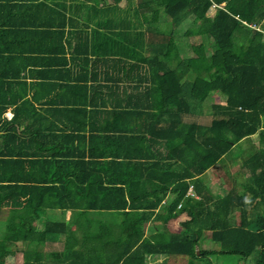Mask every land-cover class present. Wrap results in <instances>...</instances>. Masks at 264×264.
<instances>
[{"label": "trees", "instance_id": "16d2710c", "mask_svg": "<svg viewBox=\"0 0 264 264\" xmlns=\"http://www.w3.org/2000/svg\"><path fill=\"white\" fill-rule=\"evenodd\" d=\"M120 1L79 0V3L83 7L102 4L111 9H123L127 17L138 15L141 22L135 28L128 18L122 29L127 30L128 35L136 34V38L140 35L142 42L143 37L149 35V49L142 57L147 58L153 68L151 76L157 84L153 93L159 106L158 110L151 111L154 118L143 123L145 127L150 124L154 128V135L150 138L160 139L165 162L161 164L158 162L162 161L160 158L142 151L147 159L157 161L158 169H152L145 180L151 186H141L139 181L115 187L121 194L130 193L131 204L124 211L127 216L120 218V222L116 217L113 222L110 219L105 221L106 229L101 235L108 244L127 243L128 247L118 256H104L99 245L75 248L76 234L65 232V222L42 218L44 230L37 229V217L29 216L28 212L33 210L27 209L33 205L38 192L37 185L32 183L46 182L48 178L45 179L43 172L42 178L37 177L41 171L34 168L24 169L22 174L18 169L15 178L12 172L6 174V169H1L0 264L12 263L7 259L11 251L23 254L22 262L18 264H120V258L125 254L122 264H145L147 254H180L188 256L191 264L200 258L206 264H264V0H125L123 7ZM23 5H28L25 0H0L3 12L0 19L4 23L0 24V31L4 25L11 24H6L5 19ZM214 5L216 13L210 16L209 10ZM162 10L171 23L170 34L157 28L162 22ZM147 12H150L149 16ZM252 24L260 27L255 28ZM139 25L143 26L139 28ZM196 35L211 42L210 52L203 41L192 46L195 52L192 57L183 58L177 51H170V37ZM235 48L243 55H239ZM168 53L169 57H164ZM49 62L46 60V67L50 66ZM25 65L15 63L11 68L15 71L16 66ZM8 70H0V74L8 78L7 81L0 80V85L14 83ZM18 77L15 71L13 78ZM214 95L223 100L210 103L209 111L199 112ZM9 102L6 98L0 99L3 105H0V115ZM28 102L15 107L11 122L13 132L4 141V146L10 147L12 141L16 145L17 125ZM199 115L205 116L204 121L199 120ZM161 122L165 126H157ZM29 123L32 125L33 121ZM257 132L262 146L246 156L243 154L242 168L247 177L240 181V188L236 185L224 193L213 192L200 176L232 153L245 138ZM16 148L22 149L18 145ZM8 151L10 156L21 153ZM33 155L27 154L31 158ZM53 156L61 158L55 162L58 168L71 166L67 155ZM11 161L18 166L17 159ZM1 162L3 167L8 166L5 165L7 161ZM22 181L29 183L22 185ZM46 189L53 190L51 186ZM98 204L107 209L126 208L125 201L118 204L113 198L104 202L98 199ZM36 206L40 205H33ZM182 212H187L189 218L182 222L179 232L160 229L143 238L146 222L153 220L166 225ZM29 218L32 219L27 223ZM115 228H121V231H115ZM56 239L63 240L64 251L51 252L47 256L43 247ZM207 240L212 248L205 247Z\"/></svg>", "mask_w": 264, "mask_h": 264}, {"label": "crops", "instance_id": "0c3cea01", "mask_svg": "<svg viewBox=\"0 0 264 264\" xmlns=\"http://www.w3.org/2000/svg\"><path fill=\"white\" fill-rule=\"evenodd\" d=\"M25 1L28 5L13 12L11 17L6 13L5 23L11 24L4 25L0 31V70L9 68L10 79L14 82L0 85V99L11 101L5 103L7 107L0 115V170L6 169V174L12 172L15 178L18 169L22 174L24 169L34 168L41 171L37 177L42 178L44 173L45 179L48 178L46 182L32 183L38 187L33 205L40 206L30 204L27 209L33 210L28 212L29 216L37 217V229L44 230L42 218L65 222V232L76 234L75 248L99 245L101 255L118 256L128 244H108L101 235L106 229L105 221L113 222L116 217L120 222V218L127 216L124 211L131 204L130 193L121 194L115 187L139 181L141 186H151L145 180L152 169H158L157 161L147 159L142 151L160 158L161 164L165 162L160 139L150 138L154 128L150 124L145 127L143 123L154 118L151 111L158 110L159 106L153 93L157 85L151 76L153 68L147 58L142 57L149 49V35L143 37V42L140 35L138 38L133 33L128 35L122 27L134 15L127 17L125 10L111 9L109 5L83 7L79 0ZM125 2L120 1V5L123 7ZM0 24H4L2 19ZM46 60L51 61L49 67H46ZM15 63H26L16 66L19 74L16 79L11 68ZM0 80L8 78L0 74ZM24 101L29 102L17 125L15 143L22 147L18 150L13 141L10 147L4 146V141L13 132L11 122L15 107ZM157 126H165V123ZM255 135L258 142L252 139ZM260 138L257 132L241 142L245 150L239 152L242 158L243 154L246 156L262 146ZM9 149L21 153L10 156ZM30 153L34 154L32 158L27 156ZM60 153L67 155L70 167L59 165L61 168H58L55 164L61 158L53 155ZM15 159L20 167L12 164L11 160ZM2 160L7 161V167H3ZM50 162L53 163L49 167ZM28 183L22 181L21 184ZM47 186L53 190L46 189ZM111 198L118 204L125 201V210L99 206L98 199L104 202ZM32 218L26 222L30 223ZM183 221H180L179 230L167 231L179 232ZM159 223L146 222L143 238L164 229L157 227ZM43 249L48 256L51 252L64 251L65 247L63 240L56 239ZM126 256L120 258V264ZM183 256L147 254L145 264H174V260ZM200 261L201 258L195 259L193 264H202ZM184 264H191L189 258Z\"/></svg>", "mask_w": 264, "mask_h": 264}, {"label": "rangeland", "instance_id": "374dc122", "mask_svg": "<svg viewBox=\"0 0 264 264\" xmlns=\"http://www.w3.org/2000/svg\"><path fill=\"white\" fill-rule=\"evenodd\" d=\"M222 5H225V3H222ZM214 13H216V8H212V10H209L208 14L210 16H213ZM140 20H141L140 16L134 15L130 23L133 25L135 23L138 24V22H141ZM160 20L162 22H159V24L157 25V28L164 33L170 34L171 30H172V26H171V23L168 21L167 14L165 13L164 10H162L160 13ZM201 21L202 20H200L198 23H200ZM142 26L139 25V28H141ZM253 27H255V25ZM258 27H260V25H257V28ZM203 37L198 36V35L193 36V37H187V36L170 37V41H169L170 51L172 53L174 51H177L179 56L183 57V58L188 57V56L192 57L195 55V52H194L192 46L194 44H198V43L203 41L206 44L207 51L210 52L212 50L211 49V42L207 41L206 38L205 37L203 38ZM235 51L239 55H243V52L240 49L235 48ZM169 53L167 55H165L164 57H169ZM220 100L222 101L223 98L219 95H214V96L210 97L208 102L203 104L202 109H199L200 110L199 112L209 111L210 107H211L210 103L220 101ZM195 117L198 118L197 115ZM203 117H205V116L199 115V120L204 121L205 118H203ZM252 139L255 142H258L256 135L253 136ZM242 143H244V141H242ZM246 144L249 145L248 140H246ZM240 145H241V143L238 144V146H235L232 150V153H229V155H226L225 158L223 160H221L217 165L210 168L209 170H207L206 172H204L200 176V178L206 183V185H208V187L213 188V192L224 193L225 191L229 190V188L232 186H236V185L239 186V183H241L240 181H243L244 179H246L247 173L245 172V170L241 166V162H242L243 158H242V155L239 153L241 150L242 151H245V150H243L241 148V147H243V144H242V146H240ZM224 160H225V162H224ZM239 188H240V186H239ZM239 217H240V213H239V211H237V220L238 221H239ZM188 218H189V215L185 213L179 218L172 219V220L168 221V223L166 225H161V223H159L160 225L157 224V227L176 231V230L180 229V225H179L180 221L186 220ZM206 237L209 238L208 235ZM211 246H212L211 242L207 240V244H205V247L206 248L207 247L212 248ZM9 253L10 254L8 255L7 259L9 261H12L13 264H18V263L22 262V255L23 254L21 252L20 253H18V252L14 253V251H11ZM187 261H188V258L183 256L179 260H174L173 262H174V264L175 263L184 264ZM200 263L206 264L203 259H201ZM247 263L241 262L240 264H247ZM152 264H156V263H152Z\"/></svg>", "mask_w": 264, "mask_h": 264}]
</instances>
